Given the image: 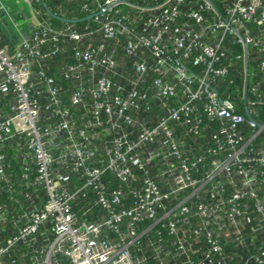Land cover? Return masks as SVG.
Masks as SVG:
<instances>
[{"label":"built area","instance_id":"1","mask_svg":"<svg viewBox=\"0 0 264 264\" xmlns=\"http://www.w3.org/2000/svg\"><path fill=\"white\" fill-rule=\"evenodd\" d=\"M18 1L29 34L0 41V264H264L263 0H68L82 28ZM232 77L242 112L216 87Z\"/></svg>","mask_w":264,"mask_h":264},{"label":"trees","instance_id":"2","mask_svg":"<svg viewBox=\"0 0 264 264\" xmlns=\"http://www.w3.org/2000/svg\"><path fill=\"white\" fill-rule=\"evenodd\" d=\"M37 1L38 2H35V0H32V3L38 9H40L41 11H44L42 3L40 2V0H37ZM67 1L68 0H44L47 7L54 14H57L63 18H66V19L80 18L82 16V14H79L78 12L72 11L76 7L72 4H70V2L68 3ZM263 3H264V0H263ZM60 8H63L62 9L63 11L60 12ZM49 21H50V24H52L53 26L60 27V26L64 25L63 22H60V21L52 19V18H49ZM88 24H92V22L89 20H85V21H81V22L76 23L75 26L77 28H82L83 26L88 25ZM0 41L3 44L1 36H0ZM68 60L65 57V55H61V56L59 55L58 57L53 56L52 59L49 61V65L51 66L49 73L55 76V78L58 81V84H60L63 88H64V83L61 82V79H60L59 67L62 63L66 62ZM191 70L197 71V69H195V68H191ZM231 75H232V72H231ZM230 78H231V76H230ZM232 79H235V81L233 80L234 83L232 85L225 84L224 81H221V83H219L220 82L219 81L218 84L216 85V87L220 90L221 94H225V95H229L230 97L238 98V101L237 100L234 101V104L236 105L237 110L239 112H242L243 111V108H241L242 103L239 100V97L241 96V88L239 87L241 85V79L239 77H235V78L232 77ZM9 100H10L9 96L0 97V108H2L3 113H7L8 109L6 108L5 103ZM259 139L260 140L263 139V135H261ZM9 153H13V152H9ZM8 162L10 163L11 170H12V174L9 178L11 180V183L15 185L20 179H22V171H21V168L19 167V165H16L13 160L11 161L8 159ZM23 185H24V182L17 184V186L20 189H22L23 191L26 192L27 190L24 189ZM113 186L119 187L121 185L114 184ZM129 188L130 187L128 185H126V184L123 185V192L125 194L124 201H126V202H129V197H130ZM17 190H19V189H17ZM15 197H18L19 203L24 202V200L20 196L15 194ZM39 198L40 199H36L34 201V205H32V206H35L37 208H40L42 206V204L44 203V201L46 199L43 192L39 193ZM2 200L6 201L7 199L3 198ZM227 249L235 250L233 247H230V246H228ZM239 251L242 252V250H239ZM146 253H148V252H146Z\"/></svg>","mask_w":264,"mask_h":264},{"label":"crops","instance_id":"3","mask_svg":"<svg viewBox=\"0 0 264 264\" xmlns=\"http://www.w3.org/2000/svg\"><path fill=\"white\" fill-rule=\"evenodd\" d=\"M2 3V5H1ZM15 3H16V0H5V1H1L0 0V36H1V39L3 41V44L4 45H15L18 43L19 41V32L21 34H26L28 35L29 34V25H30V22L29 20H25L28 22L25 27L22 29V30H18L17 29V32L16 34H11L8 30V23H7V20H11V22L13 23V18H11L12 16H16L17 17L19 16V14L21 16H23V14H21V12H17V10L15 9ZM25 17V16H24ZM250 80H252V83L255 81L254 77L250 78ZM249 80V81H250ZM242 90L243 88V84L241 83V85L239 86Z\"/></svg>","mask_w":264,"mask_h":264},{"label":"rangeland","instance_id":"4","mask_svg":"<svg viewBox=\"0 0 264 264\" xmlns=\"http://www.w3.org/2000/svg\"><path fill=\"white\" fill-rule=\"evenodd\" d=\"M1 1H5V0H1ZM15 9L17 10V12H21V14H23V16H21L19 14V16H12L11 18H13V23L11 22V20H7L8 23V30L11 34H16L17 29L18 30H22L25 25L28 23L26 20H29V22L31 21V12L29 10V7L23 2V1H18V3H15ZM25 16V17H24ZM26 18V20H25ZM250 83L252 82V80L249 81Z\"/></svg>","mask_w":264,"mask_h":264},{"label":"water","instance_id":"5","mask_svg":"<svg viewBox=\"0 0 264 264\" xmlns=\"http://www.w3.org/2000/svg\"><path fill=\"white\" fill-rule=\"evenodd\" d=\"M42 6L44 8V10L46 11V13L52 18V19H55V20H58L60 22H63V23H70V24H76L78 22H81V21H85V20H88L90 19L92 16H87L85 18H82L80 20H68V19H64V18H61V17H58L56 16L55 14H53L50 9H48V7L46 6L45 2L42 0Z\"/></svg>","mask_w":264,"mask_h":264},{"label":"clouds","instance_id":"6","mask_svg":"<svg viewBox=\"0 0 264 264\" xmlns=\"http://www.w3.org/2000/svg\"><path fill=\"white\" fill-rule=\"evenodd\" d=\"M47 6V5H46ZM49 9V8H48ZM51 11V10H50ZM52 12V11H51ZM53 13V12H52ZM54 14V13H53ZM57 16V15H56Z\"/></svg>","mask_w":264,"mask_h":264}]
</instances>
